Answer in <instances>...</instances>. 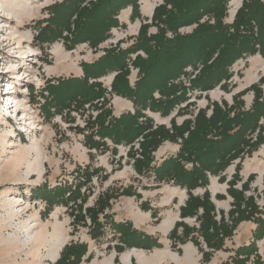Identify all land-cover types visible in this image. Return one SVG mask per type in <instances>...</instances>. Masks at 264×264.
Returning <instances> with one entry per match:
<instances>
[{
    "label": "trees",
    "instance_id": "obj_1",
    "mask_svg": "<svg viewBox=\"0 0 264 264\" xmlns=\"http://www.w3.org/2000/svg\"><path fill=\"white\" fill-rule=\"evenodd\" d=\"M84 1L64 0L52 6L50 16L39 28L37 40L53 43L64 39L65 47L69 50L84 43L96 48L109 39L113 28L127 27L118 20V13L122 9L132 7V22L142 19L140 0H96L82 6ZM229 2L163 0L155 7L152 16L157 33L149 34L151 24L143 23L135 43L127 48H108L98 60L82 62V77H60L56 83L47 81L40 92L44 97L41 109L48 117L54 114L62 116L68 110L64 117L69 120L68 115L71 116L72 111H84L88 106L96 114L92 112L87 116L83 128L75 126L77 131L84 134L85 147L101 153L110 151L114 155L118 153L119 146L128 147L127 155L139 175L154 173L158 183L170 182L187 190L189 197L180 209V216L185 219L197 215L200 228L196 231L183 221L177 222L168 236L172 248L178 247L180 251L179 245L188 241L200 247V239H203L211 250H226L225 242L234 235L237 225L244 220H253L257 225L253 232L254 242L236 249L235 256L223 263L248 264V255L257 252L256 242L264 238V217L261 216L264 210H260L253 198L246 200L243 192L235 190L234 186L245 156H251L264 145V78L250 87L255 96L249 110L237 98L232 105L213 102L200 109L193 121L186 119L177 125L176 118H172L171 129L165 125L156 126L146 114L150 110L167 117L178 105L187 102L188 94L195 90L207 92L219 86L228 91L234 64L249 56L260 55L264 58V0H243L232 23L226 22ZM190 26L194 27L192 32L181 33L183 28ZM140 52H144L146 57ZM132 55L136 56L133 58ZM131 66L138 69V79L134 85L129 77ZM190 68L192 72H189ZM112 72L116 75L109 91L98 79ZM182 77L188 79L189 86L182 81ZM31 92H34L32 87ZM156 93L160 95L159 98L155 97ZM114 94L130 100L135 111L115 116L110 106ZM191 106L188 103L179 108L177 115H187L185 113ZM210 109L212 113L208 117ZM69 118V121L75 119ZM165 141L180 143V149L177 155L166 158L156 166L153 164L154 154ZM238 159L236 173L228 182V193L235 204L230 211V226L224 217L220 222L216 220L208 185L210 176H219V181L225 182L223 172ZM102 171L90 166L78 167L74 171V183L61 181L52 188L45 183L33 190L32 194L46 201L47 207L42 212L45 216L55 206L67 207L73 217V227H88L94 240L102 238L106 235L107 227L110 228L118 240L115 249L119 253L134 247L161 248L158 237L137 230L131 222L114 220L110 214V202L116 196L113 193L100 194L93 206L85 208L91 195L88 184ZM107 178L105 174L100 181ZM252 180L253 176H250L242 185V190H249L248 183ZM83 187H86L84 193ZM197 188L205 189L203 197L194 196L193 190ZM122 194L130 195L131 192L126 189ZM142 209L152 211L155 218L158 216L157 210H153L148 203H143ZM200 209H203L201 215ZM235 214H238V218H235ZM181 227L182 236H179L177 231ZM87 251L86 243L66 245L56 264H79ZM203 253V259L207 261L210 254ZM253 264H264L259 254H255Z\"/></svg>",
    "mask_w": 264,
    "mask_h": 264
},
{
    "label": "rangeland",
    "instance_id": "obj_2",
    "mask_svg": "<svg viewBox=\"0 0 264 264\" xmlns=\"http://www.w3.org/2000/svg\"><path fill=\"white\" fill-rule=\"evenodd\" d=\"M63 1L0 0V264H56L66 245L82 243L88 245V251L79 264H223L230 261L236 249L254 242L253 232L257 225L253 220H244L237 225L234 235L225 242L226 250H211L203 239H200V247L188 241L179 245L180 251L178 247L172 248L168 236L177 222L183 221L196 231L200 228L197 215L185 219L180 216V209L189 197L187 190L170 182L158 183L154 173L139 175L127 155L128 147L119 146L116 155L110 151L101 153L85 147L84 134L77 131L75 126L83 128L87 116L92 112L96 114L88 106L84 111H72L71 116L68 115V119L75 118L74 121L65 120L64 115L68 110L62 116L54 114L48 117L41 109L44 97L40 92L47 81L56 83L60 77H82V62L98 60L108 48H127L135 43L139 26L143 23L151 24L149 34L157 33L158 28L152 24V16L155 7L162 4L163 0H140L142 19L137 22L130 20L132 7L127 6L118 13L120 24H126V28H113L109 39L96 48L84 43L71 50L65 47L64 39L42 43L36 38L42 22L50 16V8ZM91 1L96 0H85L82 6H88ZM242 3L243 0H230L226 22L232 23ZM193 29V26L185 27L181 33H190ZM140 54L146 57L144 52ZM135 56L132 55L133 58ZM188 70L192 72L191 68ZM231 71L233 76L228 91L219 86L207 92L195 90L188 94L189 100L178 105L169 116L163 117L150 110L146 111L147 116L154 120L156 126L165 125L171 129L172 118H176L177 125L186 119L193 121L200 109H205L213 102L232 105L237 98L249 110L255 96L250 87L264 78V58L260 55L246 57L234 64ZM130 72V81L134 85L138 79V69L131 66ZM115 75L112 72L98 80L110 91ZM182 81L189 86L187 78L182 77ZM31 87L34 92H31ZM262 90L264 97V85ZM155 97L159 98L160 95L156 93ZM188 103L192 106L185 113L187 115H177L178 109ZM110 106L115 116L135 111L130 100L116 94L111 96ZM211 113L212 109L207 116ZM179 149L180 143L163 142L154 154L153 164L161 165L166 158L177 155ZM238 163L239 159L223 172L226 177L223 183L219 181V176L209 177L208 190L215 206V218L220 222L224 217L230 226V211L235 208V204L234 198L228 193V182L233 179ZM87 166L103 171L88 184L91 195L85 208L93 206L100 194L113 193L116 196L110 202V214L114 220H131L145 231L161 236L165 247L158 237L161 248L134 247L119 253L115 249L118 240L110 228L107 227L106 235L94 240L88 227H73V217L65 206H55L47 216L43 215L46 201L34 197L33 190L45 183L50 188L61 181L74 183V171ZM105 174L108 178L101 182ZM250 176H253V180L248 183L249 190H242V185ZM234 188L242 191L246 200L253 198L260 210H264V145L251 156H245ZM126 189H129L130 195L122 194ZM85 191L86 187H83L82 192ZM204 192V188L193 190L194 196L199 197H203ZM143 203L157 210L158 216L155 218L152 211L143 210ZM202 213L203 209H200L199 215ZM261 216L264 217V214ZM235 218H238V214H235ZM182 231V227L177 231L179 236H182ZM55 239L61 244L59 250V245L50 247ZM256 249V253L248 255V264H253L255 254H259L264 261V238L256 242ZM53 250H58L56 261L50 255ZM203 251L210 254L207 261L203 259ZM90 255L92 257L87 260Z\"/></svg>",
    "mask_w": 264,
    "mask_h": 264
},
{
    "label": "crops",
    "instance_id": "obj_3",
    "mask_svg": "<svg viewBox=\"0 0 264 264\" xmlns=\"http://www.w3.org/2000/svg\"><path fill=\"white\" fill-rule=\"evenodd\" d=\"M144 15V14H143ZM144 17V16H143ZM138 21V19L135 21V22H137ZM128 23V22H127ZM139 29H140V26H139ZM138 29V30H139ZM259 56V55H258ZM91 63V62H90ZM131 82V81H130ZM132 83V82H131ZM135 83V82H134ZM117 218V217H116ZM129 219H126V220H118L119 222H125V221H128ZM117 221V220H116ZM117 221V222H118ZM130 222H132L131 220H129ZM133 223V222H132ZM133 226H134V228H136V229H138L139 231H143V232H145V233H147V234H149V235H153L154 237H160L161 238V242L163 243V245H164V247H165V244H164V242H163V238L161 237V236H158L157 234H155V233H149V232H147V231H145V229L144 228H142V227H139V226H136V224H134L133 223ZM55 236H56V234H55ZM54 236V237H55ZM54 237H52V238H54ZM51 244V243H50ZM53 244H56L57 245V247H58V245H59V247H58V250H59V248H60V242H58L56 239L52 242V244L50 245V247H52L53 246ZM170 246V245H169ZM51 249V248H50ZM49 249V250H50ZM56 250V249H55ZM55 250H53V251H50L51 253H50V255L52 256L53 255V253H54V257H52V259H54L55 261L57 260V258H58V250L57 251H55ZM30 259H28V261H29ZM30 262V261H29ZM28 264H30V263H28Z\"/></svg>",
    "mask_w": 264,
    "mask_h": 264
},
{
    "label": "bare ground",
    "instance_id": "obj_4",
    "mask_svg": "<svg viewBox=\"0 0 264 264\" xmlns=\"http://www.w3.org/2000/svg\"><path fill=\"white\" fill-rule=\"evenodd\" d=\"M53 257H54V254H53Z\"/></svg>",
    "mask_w": 264,
    "mask_h": 264
}]
</instances>
